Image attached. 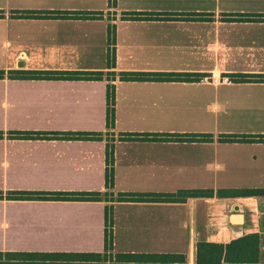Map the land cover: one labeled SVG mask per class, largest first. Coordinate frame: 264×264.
<instances>
[{
	"label": "crops",
	"instance_id": "obj_1",
	"mask_svg": "<svg viewBox=\"0 0 264 264\" xmlns=\"http://www.w3.org/2000/svg\"><path fill=\"white\" fill-rule=\"evenodd\" d=\"M0 72V213L41 211L19 219L20 233L62 246L15 249L0 218L1 243L11 246L0 251H103L112 207L115 251L186 252L196 264L200 238L259 232L264 261V196L233 193L264 187V0H0ZM133 72L197 75L125 77ZM189 133L212 137L180 138ZM209 188L213 196L118 200ZM15 191L103 198L10 197ZM236 206L242 224L230 221Z\"/></svg>",
	"mask_w": 264,
	"mask_h": 264
},
{
	"label": "trees",
	"instance_id": "obj_2",
	"mask_svg": "<svg viewBox=\"0 0 264 264\" xmlns=\"http://www.w3.org/2000/svg\"><path fill=\"white\" fill-rule=\"evenodd\" d=\"M117 0H110L111 5H115ZM77 15L88 16L85 12ZM135 16H152L151 13L144 14L141 12L133 13ZM158 14V13H156ZM116 29L111 27L110 35L114 36ZM115 59V53L109 52V63ZM2 73V72H0ZM38 76H43L42 72ZM99 72H70L54 71L45 72V76L56 77H93ZM29 73L23 74L28 75ZM197 74L191 72H141L128 73L125 77L132 78H154V79H191ZM110 104L114 102V96L111 93ZM114 109L110 107L108 112V123H114ZM82 133L70 134L69 136H81ZM212 135L185 134L180 136L181 139H202L211 138ZM230 140L237 139L235 136L227 137ZM244 139V138H241ZM108 165H111V159L108 158ZM110 167V166H109ZM112 169L108 168L107 187L113 185ZM109 192H106L108 195ZM218 195L228 194L227 190L219 189ZM237 195H256L264 196V187H253L238 189ZM214 188L209 189H182L178 193L153 195L140 192H121L118 200H145V199H162L167 201L185 200L191 196H213ZM1 196V195H0ZM12 198H56V199H96L103 198L102 192H30L15 191L10 195ZM107 200H114L106 196ZM262 238L259 232H249L228 242L210 241L200 238L196 247V264H264L261 259ZM6 255L2 257V255ZM9 255V256H7ZM188 254L186 252H124L114 251V233L112 207L106 210V235L105 248L103 251H0V264H187Z\"/></svg>",
	"mask_w": 264,
	"mask_h": 264
},
{
	"label": "rangeland",
	"instance_id": "obj_3",
	"mask_svg": "<svg viewBox=\"0 0 264 264\" xmlns=\"http://www.w3.org/2000/svg\"><path fill=\"white\" fill-rule=\"evenodd\" d=\"M41 215H42V212L38 210H19V211H16L15 213L3 211L2 213H0L1 220L8 221L10 225V227L2 231L4 236H6L5 232H7L11 236H13V238L18 239L17 241H19V244L15 243V244H12L11 246H13L15 249H18V250H50V249L58 250L55 248L62 247L59 245L37 244L34 242L37 239L32 237L34 236L32 233H20L24 229L23 230L18 229V227L21 225L19 223V219H24L25 216H36L38 218ZM40 232H35V233H40ZM11 246L2 244L0 240V248L6 249ZM4 256L6 255L3 254L2 257Z\"/></svg>",
	"mask_w": 264,
	"mask_h": 264
},
{
	"label": "water",
	"instance_id": "obj_4",
	"mask_svg": "<svg viewBox=\"0 0 264 264\" xmlns=\"http://www.w3.org/2000/svg\"><path fill=\"white\" fill-rule=\"evenodd\" d=\"M235 210L234 212H232L230 214V221L233 222V223H239V224H242L244 223L245 219H244V213L239 211L240 210V207L239 206H236L235 207Z\"/></svg>",
	"mask_w": 264,
	"mask_h": 264
}]
</instances>
